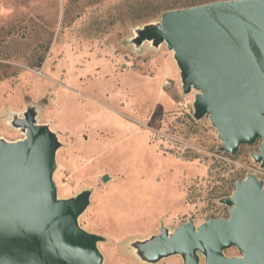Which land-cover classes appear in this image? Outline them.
<instances>
[{
	"label": "rangeland",
	"instance_id": "rangeland-1",
	"mask_svg": "<svg viewBox=\"0 0 264 264\" xmlns=\"http://www.w3.org/2000/svg\"><path fill=\"white\" fill-rule=\"evenodd\" d=\"M210 1L0 0V138L24 137L12 122L28 110L56 133L57 196L91 191L78 223L104 237L102 264H183L146 262L133 242L227 217L220 199L236 180L264 182L259 142L220 150L209 118L193 117L196 90L182 91L173 52L133 42L163 11Z\"/></svg>",
	"mask_w": 264,
	"mask_h": 264
},
{
	"label": "water",
	"instance_id": "water-1",
	"mask_svg": "<svg viewBox=\"0 0 264 264\" xmlns=\"http://www.w3.org/2000/svg\"><path fill=\"white\" fill-rule=\"evenodd\" d=\"M165 43L180 70L184 93H194L193 117L207 116L234 154L259 142L252 159L264 167V0H214L169 9L133 37L137 45ZM12 124L24 132L0 138V264H102V235L83 229L78 217L91 191L59 198L53 173L60 142L48 125L26 111ZM107 177H103L105 180ZM221 203L227 217L198 225L190 219L169 232L133 242L154 263L180 255L183 264H264V182L253 173L233 183ZM235 247L239 255H226ZM201 258L203 262H201Z\"/></svg>",
	"mask_w": 264,
	"mask_h": 264
}]
</instances>
